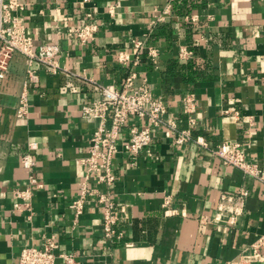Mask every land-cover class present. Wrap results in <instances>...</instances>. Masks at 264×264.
<instances>
[{
    "label": "crops",
    "instance_id": "crops-1",
    "mask_svg": "<svg viewBox=\"0 0 264 264\" xmlns=\"http://www.w3.org/2000/svg\"><path fill=\"white\" fill-rule=\"evenodd\" d=\"M23 1L20 15L34 46L56 43L63 70L50 73L35 64L38 81L28 86L26 117L16 115L26 77L24 55L14 52L0 78V264H17L23 246H40L50 235L57 242L54 264H64L61 252H72L75 264H229L247 252L264 232V181L224 164L210 148L224 139L239 141L248 158L264 165V0H197L181 14L173 12L172 2V12L156 24H166L169 37H149L159 47L155 63L146 54L132 62V39L145 37L169 0ZM88 12L99 29L81 44L66 30L85 21ZM188 13L198 19L185 18ZM196 36L208 42L196 47L193 67L204 71L191 79L176 55L179 43ZM120 50L131 60L119 62ZM131 72L136 81L147 79L167 115L178 128L188 127L193 140L177 145L161 124L153 128L151 153L142 149L132 156L122 151L128 126L121 130L120 150L112 159L114 182H89L107 190L120 208L110 237L94 197L77 217L69 206L99 122L83 116L81 107L96 95L95 82L120 86ZM188 93L198 119L192 126L182 110ZM129 121L141 123L135 116ZM197 136L208 146L196 142ZM25 152L36 158L33 174L42 183L32 188L30 213L14 205L23 200L15 188L28 181L29 171L20 163ZM240 186L249 193L234 222L206 219L220 192Z\"/></svg>",
    "mask_w": 264,
    "mask_h": 264
},
{
    "label": "built area",
    "instance_id": "built-area-1",
    "mask_svg": "<svg viewBox=\"0 0 264 264\" xmlns=\"http://www.w3.org/2000/svg\"><path fill=\"white\" fill-rule=\"evenodd\" d=\"M172 1L164 6L161 13L152 21L149 32L143 38L132 39L134 59L137 62L142 54H146L152 62H157L159 47L149 40L152 29L163 20V14L172 12ZM25 8L23 0H0V78L5 76L10 59L14 52L24 55L26 62V77L22 90L18 96L16 115L26 117L29 112L28 86L38 81L35 64H40L50 73L63 70L58 61L59 48L53 42H41L34 46L32 36L25 30L20 11ZM185 18L197 20L195 13L185 14ZM99 29L97 19L91 12L87 13V19L81 23L70 25L67 34L73 35L81 44L92 40ZM205 36H196L191 43H179L176 59L187 62L194 54V48L207 44ZM117 60L126 63L131 60L125 50H120ZM96 95L88 103L81 107L83 116L99 122L89 136L87 153L83 157L84 175L78 182V192L70 201L69 206L77 217L83 212V208L92 197L101 206V226L105 236H114L116 230L114 224L120 218V208L110 193L100 191L99 188L89 184L90 179L106 186L115 180L112 171V159L120 150L119 143L122 138L121 130L127 127V134L123 138L122 151L135 156L142 149L150 152V144L153 138V128L161 124L165 125V135L173 138L177 145H183L193 140L191 130L188 127L178 128L175 121L167 115V108L160 97L154 96L146 78L135 80L134 72H131L120 86L113 84L94 83ZM182 110L187 114L188 125H196L195 99L188 93L182 100ZM135 116L141 123H130V117ZM196 142L207 147V142L200 136L194 138ZM32 143L29 147L32 148ZM211 152L218 156L224 164L239 168L246 176H252L264 181V165L256 160L248 158L241 142L224 139L210 148ZM36 158L31 152H25L20 157V163L29 171L28 181L23 188L16 187L15 193L23 200L15 202V207L25 208L31 212L30 198L33 187H40L42 183L33 174ZM249 189L240 186L234 192H220L214 214L206 217L213 222L232 223L236 217L243 213L245 200ZM168 200H165V203ZM57 242L54 235L47 236L40 246L25 245L20 249L17 264H54ZM64 264H75L72 252L59 254ZM258 262L264 264V232L253 240L247 252L229 264H252Z\"/></svg>",
    "mask_w": 264,
    "mask_h": 264
},
{
    "label": "trees",
    "instance_id": "trees-1",
    "mask_svg": "<svg viewBox=\"0 0 264 264\" xmlns=\"http://www.w3.org/2000/svg\"><path fill=\"white\" fill-rule=\"evenodd\" d=\"M173 12L177 13V14H181L184 13L186 11H190L193 7H196L198 5V1L197 0H173ZM201 2V1H200ZM166 24H158L156 25V27L153 29V31L150 34V40L156 39L158 36H166L169 37V32L168 34H166L165 28ZM190 33L193 35L194 32ZM195 54L194 56L189 59L187 62L182 63V64H186V66L189 68V78L194 79L197 76H200L201 74H203L204 70H199L197 68H194L193 66L195 65V63L197 62L195 59L197 58V52H196V47L194 48ZM193 67V68H192Z\"/></svg>",
    "mask_w": 264,
    "mask_h": 264
}]
</instances>
